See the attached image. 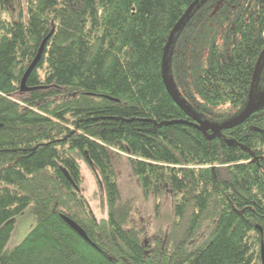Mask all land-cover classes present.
Returning a JSON list of instances; mask_svg holds the SVG:
<instances>
[{"label":"trees","instance_id":"trees-1","mask_svg":"<svg viewBox=\"0 0 264 264\" xmlns=\"http://www.w3.org/2000/svg\"><path fill=\"white\" fill-rule=\"evenodd\" d=\"M196 1L28 0L26 22L0 20V264H264V103L214 134L173 92L187 86L182 69L192 59L210 117L245 105L264 73L263 59L254 81L264 18L241 22L226 53L218 29L204 32L193 15L211 3L188 14ZM53 26L27 82L34 91L24 94L22 79ZM113 153L127 156L145 197L173 198V228L154 246L119 203ZM77 157L102 177L107 219L81 192ZM30 206L37 223L8 250Z\"/></svg>","mask_w":264,"mask_h":264},{"label":"rangeland","instance_id":"rangeland-1","mask_svg":"<svg viewBox=\"0 0 264 264\" xmlns=\"http://www.w3.org/2000/svg\"><path fill=\"white\" fill-rule=\"evenodd\" d=\"M2 0H0V20L9 19L10 21L18 22L21 19L28 20V0H5L7 9H3ZM216 3H215V2ZM207 5L202 11L196 15L202 24L203 31L207 26L216 30L217 43H222L226 37L228 44H232L233 40L230 38V33L234 30L235 22L237 20V11L233 3H225L224 0H208ZM205 3V4H207ZM226 8V10H224ZM208 10L207 12H205ZM225 16V23L220 26L221 16ZM195 19V20H196ZM216 21V22H214ZM205 27V28H204ZM209 30H211L209 28ZM208 30V33L210 32ZM225 34V37H223ZM204 48V46L202 47ZM221 51L232 53L230 46L221 47ZM207 49L205 48L199 54L196 60H203L206 56ZM264 59V55L262 60ZM192 59L183 67V72L188 74L189 82L183 86L175 85L173 90L176 98L189 110L197 119V121L209 122L212 125H230L249 114L254 109L258 108L264 103V84L261 83V76L258 77L260 82L252 89L249 99L245 105L232 107L230 105L220 108H213L214 112H218L221 116L218 118L210 117L204 109V102L197 91L193 88V79L191 77ZM262 62V61H261ZM188 66V68H187ZM187 68V69H186ZM189 69V71H188ZM29 93V92H28ZM27 94V93H24ZM238 116V117H236ZM231 120L234 122L230 123ZM79 162L82 184L81 192L86 198L94 215L98 220L107 219L108 217V198L107 192L102 184V177L96 170V167L88 164L82 157H77ZM113 167L117 173V183L120 190L121 206L127 205L131 207V225L139 230H143L151 240V246H154L158 240H165L170 231L172 224L175 221L173 198L170 194H164L161 197H156L150 194L145 197L142 193V188L138 177L134 174L128 158L124 154L113 153L112 157ZM36 217L32 212V207H28L24 214L20 216L17 221L11 238L8 242L7 249L14 250L18 247L30 233L32 228L36 225ZM172 227V228H171ZM146 237V238H147Z\"/></svg>","mask_w":264,"mask_h":264},{"label":"water","instance_id":"water-1","mask_svg":"<svg viewBox=\"0 0 264 264\" xmlns=\"http://www.w3.org/2000/svg\"><path fill=\"white\" fill-rule=\"evenodd\" d=\"M201 0H198L196 1L191 7H190V10L188 12V14H190L196 7L197 5L199 4ZM186 20V17H183L179 22L178 24L175 26V28L173 29V31L171 32V35H170V42L169 44L172 42L173 38H174V35L175 33L179 30V28L181 27V25L184 23V21ZM50 39V37H47L40 50H39V53L37 55V57L35 58V60L33 61V63L30 65V67L28 68L27 72L25 73L23 79H22V82H21V92L22 93H28V92H32L34 91L33 88H30L28 85H27V82H28V79L30 77V75H32V73L34 72V70L37 68L38 64L40 63L41 61V58H42V54H43V51L46 47V44L48 42V40ZM168 49V48H167ZM262 57L263 55L260 57L257 65H256V69H255V73H254V81L257 80V77H258V73H259V69H260V65H261V61H262ZM198 124L200 126V129L203 131V132H208V131H212L214 134H219V132L223 129L222 126H218V125H211L209 122H203V121H198ZM237 122H234L232 124V126L236 125ZM228 127V126H226ZM227 143L229 145H233L234 142L233 141H230L228 140ZM64 220L66 221V223L68 224V226L73 230L75 231L81 238H83L85 241L89 242L90 243V240L89 238L87 237L86 233L83 231V229H81L74 221H72L70 218L68 217H65L64 216ZM263 249V248H262ZM264 250V249H263ZM263 257H264V251H263Z\"/></svg>","mask_w":264,"mask_h":264},{"label":"flooded vegetation","instance_id":"flooded-vegetation-1","mask_svg":"<svg viewBox=\"0 0 264 264\" xmlns=\"http://www.w3.org/2000/svg\"><path fill=\"white\" fill-rule=\"evenodd\" d=\"M224 1L227 4L233 3V6L235 7V11H237L238 14L237 20L235 22L234 30H232V33H230V38L233 40V42L232 44L230 43L229 45L234 46L240 33L238 29L241 26V22L246 24L253 23V27H255V25H257L258 18H264V0H224ZM224 10H226V8H224ZM225 19H226L225 16L222 15L220 19V26H222V24L225 23ZM223 37H225V34ZM228 42L229 41H226V37H225L223 42L219 43V46L224 48L228 44ZM231 48L234 51L235 48L234 47ZM262 55H264V51ZM261 75L263 76L261 77L260 81L261 83L264 84V73Z\"/></svg>","mask_w":264,"mask_h":264},{"label":"bare ground","instance_id":"bare-ground-1","mask_svg":"<svg viewBox=\"0 0 264 264\" xmlns=\"http://www.w3.org/2000/svg\"><path fill=\"white\" fill-rule=\"evenodd\" d=\"M55 31H56V28L53 26L52 27V29H51V32H50V34L48 35V37H52L54 34H55ZM169 42H170V40H169ZM45 54V49H44V51H43V54H42V58H41V60L43 59V55ZM222 127H224V126H222Z\"/></svg>","mask_w":264,"mask_h":264}]
</instances>
